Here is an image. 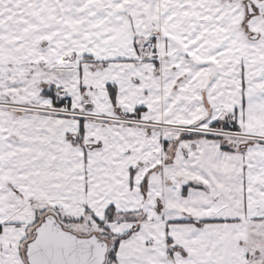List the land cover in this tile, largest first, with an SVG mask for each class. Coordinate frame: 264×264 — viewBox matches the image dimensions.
<instances>
[{
    "label": "snow or ice",
    "instance_id": "obj_1",
    "mask_svg": "<svg viewBox=\"0 0 264 264\" xmlns=\"http://www.w3.org/2000/svg\"><path fill=\"white\" fill-rule=\"evenodd\" d=\"M0 264H264V0H0Z\"/></svg>",
    "mask_w": 264,
    "mask_h": 264
}]
</instances>
